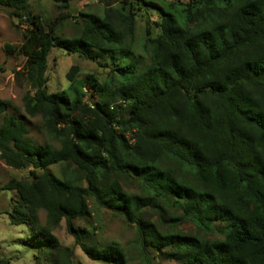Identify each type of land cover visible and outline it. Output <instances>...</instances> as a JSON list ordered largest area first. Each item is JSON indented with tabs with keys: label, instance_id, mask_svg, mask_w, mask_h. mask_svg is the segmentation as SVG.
Here are the masks:
<instances>
[{
	"label": "trees",
	"instance_id": "obj_1",
	"mask_svg": "<svg viewBox=\"0 0 264 264\" xmlns=\"http://www.w3.org/2000/svg\"><path fill=\"white\" fill-rule=\"evenodd\" d=\"M48 1L54 16L31 0H0L24 22L20 41L4 44L22 57L14 76L28 85L23 110L57 143L32 140L0 98V160L27 169L0 185L16 194L0 212L25 224L33 264H74L73 247L52 232L61 219L88 258L126 264L116 241H91L75 224L90 214L88 198L134 224L145 264L157 255L175 264H264V0H97L101 12L76 14L68 0ZM136 8L156 15V31L145 22L141 36L143 66L133 50ZM70 16L67 36L60 28ZM52 48L95 61L107 79L77 76L72 65L66 87L48 91ZM165 220L214 234L163 228Z\"/></svg>",
	"mask_w": 264,
	"mask_h": 264
},
{
	"label": "rangeland",
	"instance_id": "obj_2",
	"mask_svg": "<svg viewBox=\"0 0 264 264\" xmlns=\"http://www.w3.org/2000/svg\"><path fill=\"white\" fill-rule=\"evenodd\" d=\"M176 2L177 0H171ZM68 10L70 14H76L79 10L101 12L102 5L97 0H68ZM31 5L35 11H40L48 16H54L58 12V8L48 0H31ZM135 40L133 50L137 54L140 62L139 66L148 63V56L141 50L140 42L143 34L145 22L151 29V34L156 31L152 20L156 15L152 11L144 12L135 9ZM72 16L66 20L60 28L64 35H71L73 28L71 26ZM24 22L18 17L11 15L7 8L0 6V98L7 99L13 105L9 108V112H13L17 117H21L28 126V136L36 142L50 141L51 144L57 145L54 140L48 138L41 128L38 116L27 115L21 104L22 94L28 89V85L24 83L20 77L15 78L14 71L21 66L22 57L16 53L7 52L4 48L5 43L17 44L21 38V30ZM129 58L131 57L128 56ZM75 66L76 75L81 76L89 74L93 76L97 82L103 83L108 77L107 69L99 66L95 61L84 58L76 53H65L58 48H52L47 56V82L48 91H55L66 87V72L70 66ZM89 87L87 96L96 97V92ZM52 172H59V165L53 164L49 167ZM27 169H16L6 165L0 160V185L6 182L10 177H22L26 174ZM122 187L126 191H137L138 185L135 181L125 182L121 180ZM16 194L13 189L2 190L0 192V211L9 208L14 201ZM88 206L90 214L83 219H75V224L85 226L89 233L91 241L104 243L107 241H116L125 252L126 264H145L141 254L138 251L136 243V232L134 224L127 223L125 219L106 208L95 205L88 198ZM172 212V211H171ZM173 212H175L173 210ZM168 215V214H167ZM167 215H164L166 219ZM38 220L43 222L44 211H37ZM156 213L154 210H147V217L155 220ZM163 228H177L181 231L195 232L200 235H213L212 233H203L198 231L191 221L181 222L171 225L168 220L162 222ZM52 232L56 235L59 242L73 247L74 264H110L88 258L74 243L73 237L66 231L64 221L61 219L59 223L52 228ZM26 234L25 224H12L8 221L5 213L0 212V259L4 263L0 264H33L34 247L27 242L22 241ZM151 264H175L171 258H165L157 255L151 260Z\"/></svg>",
	"mask_w": 264,
	"mask_h": 264
}]
</instances>
